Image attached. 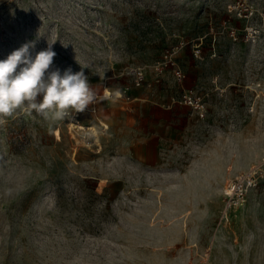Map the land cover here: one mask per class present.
Listing matches in <instances>:
<instances>
[{
  "label": "rangeland",
  "instance_id": "rangeland-1",
  "mask_svg": "<svg viewBox=\"0 0 264 264\" xmlns=\"http://www.w3.org/2000/svg\"><path fill=\"white\" fill-rule=\"evenodd\" d=\"M28 41L94 99L0 123V264H264V0H0Z\"/></svg>",
  "mask_w": 264,
  "mask_h": 264
},
{
  "label": "clouds",
  "instance_id": "clouds-1",
  "mask_svg": "<svg viewBox=\"0 0 264 264\" xmlns=\"http://www.w3.org/2000/svg\"><path fill=\"white\" fill-rule=\"evenodd\" d=\"M53 44L32 55L36 41H28L0 60V123L19 112L42 114L59 121L70 111H83L94 99L84 69L55 68Z\"/></svg>",
  "mask_w": 264,
  "mask_h": 264
},
{
  "label": "built area",
  "instance_id": "built-area-1",
  "mask_svg": "<svg viewBox=\"0 0 264 264\" xmlns=\"http://www.w3.org/2000/svg\"><path fill=\"white\" fill-rule=\"evenodd\" d=\"M136 80L138 84L142 83L145 79L144 73L142 71H135ZM261 100H264V93H260ZM260 177H264V159L259 163V165L254 166L250 169L246 178L248 179L249 186H256ZM247 192V187H244L243 183H240V180L235 182L226 190L227 201L225 204V217H227L228 210L235 205L243 203L245 200V195Z\"/></svg>",
  "mask_w": 264,
  "mask_h": 264
},
{
  "label": "bare ground",
  "instance_id": "bare-ground-1",
  "mask_svg": "<svg viewBox=\"0 0 264 264\" xmlns=\"http://www.w3.org/2000/svg\"><path fill=\"white\" fill-rule=\"evenodd\" d=\"M105 93H106V95H109V96L112 94V92L110 91V89H107ZM121 95H122L121 92L118 91V92H117V97H118V96L121 97ZM104 124H105V123H103L102 125H104ZM107 127H108V126H107ZM80 128H86V127H85L84 125H81ZM225 188H226V187H225ZM229 188H230V187H229ZM229 188H226V190H228ZM194 245H195V244H194Z\"/></svg>",
  "mask_w": 264,
  "mask_h": 264
}]
</instances>
